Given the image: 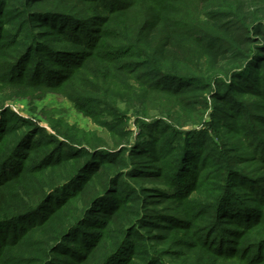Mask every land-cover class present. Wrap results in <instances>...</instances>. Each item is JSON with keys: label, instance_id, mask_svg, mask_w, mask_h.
<instances>
[{"label": "trees", "instance_id": "obj_1", "mask_svg": "<svg viewBox=\"0 0 264 264\" xmlns=\"http://www.w3.org/2000/svg\"><path fill=\"white\" fill-rule=\"evenodd\" d=\"M45 92L104 134L7 103ZM194 247L264 264V0H0V264Z\"/></svg>", "mask_w": 264, "mask_h": 264}, {"label": "rangeland", "instance_id": "obj_2", "mask_svg": "<svg viewBox=\"0 0 264 264\" xmlns=\"http://www.w3.org/2000/svg\"><path fill=\"white\" fill-rule=\"evenodd\" d=\"M30 71L31 69L28 70V72ZM7 103L13 110V114L19 115L21 117H34L37 120V123L44 128V130L40 132L42 133V135L47 134L48 132L50 133L52 130L51 126L49 125V116L56 119L62 117L71 124L76 123L81 127L87 128L89 130H98L101 131L102 134H104L102 132L103 129H99L100 127L97 122L85 116L75 107L72 101L66 99L64 96L57 92H45L41 94L37 93L36 96H30L24 99H10L7 101ZM130 124L134 128V125L132 123ZM73 133L74 131H72V134ZM165 165L168 169L170 168L167 162L165 163ZM210 186L211 184L209 182H206L205 184H203L200 191H193L190 198L201 201L207 200V197L211 195V191L208 190ZM196 209H198V207ZM205 218L206 217L204 216L199 217V219ZM195 226L199 228V225L197 223H195ZM195 234L196 232L191 226L187 229L182 228L181 232L175 237L177 243L172 247V250L175 252L182 251V248L179 246L180 241L183 242L185 240L188 242H194ZM194 249V252L187 251L188 254L182 257L180 263L175 262V257H173L170 259V262L166 264H237L234 261L219 258L217 257V255L211 252L207 253L203 256L202 259H200L199 253L196 251L197 247H194Z\"/></svg>", "mask_w": 264, "mask_h": 264}]
</instances>
